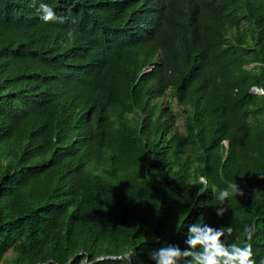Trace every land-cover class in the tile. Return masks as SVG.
Masks as SVG:
<instances>
[{
	"label": "trees",
	"instance_id": "16d2710c",
	"mask_svg": "<svg viewBox=\"0 0 264 264\" xmlns=\"http://www.w3.org/2000/svg\"><path fill=\"white\" fill-rule=\"evenodd\" d=\"M84 1L125 40L99 61L76 41L86 8L36 0L59 20L45 23L0 0V264H155L195 222L239 245L254 225L259 264L264 0ZM231 184L244 195L218 217Z\"/></svg>",
	"mask_w": 264,
	"mask_h": 264
},
{
	"label": "clouds",
	"instance_id": "9594fccd",
	"mask_svg": "<svg viewBox=\"0 0 264 264\" xmlns=\"http://www.w3.org/2000/svg\"><path fill=\"white\" fill-rule=\"evenodd\" d=\"M60 1L79 5L90 11L91 18L82 21L77 28L76 41H81V43L93 42L95 44V57L98 61L105 53L107 47L121 45L125 41L122 38L123 33H119L116 30L113 22L100 16L96 9L84 0ZM29 9H35V12L33 11L34 15L37 13L42 22L53 21L54 23H59L54 9L46 3H39L36 6V0H30ZM72 36L73 33L69 31V39ZM90 60L94 61L90 55L81 51V61L91 62ZM155 64L159 63L155 62ZM152 65L145 68L143 73L150 72ZM263 91L258 87H252L249 92L251 95L264 96ZM162 103H164L163 100ZM211 189L215 195L216 186L212 185ZM233 195H244L237 184H231L227 188L219 190V194L216 196L218 202L216 214L218 217H223L226 214L229 209L226 205L229 198ZM232 234L233 228L231 226L214 228L206 223H191L186 232V248L181 249L178 245L166 244L152 253L151 259L155 264H257V261L253 258V249L250 243L254 234V225H246L244 227L245 241L242 245L235 242H227L228 238L232 237ZM133 254H128V261L131 260ZM259 264H264V258L260 259Z\"/></svg>",
	"mask_w": 264,
	"mask_h": 264
},
{
	"label": "rangeland",
	"instance_id": "374dc122",
	"mask_svg": "<svg viewBox=\"0 0 264 264\" xmlns=\"http://www.w3.org/2000/svg\"><path fill=\"white\" fill-rule=\"evenodd\" d=\"M247 68L250 69L251 66H249V67H247ZM171 104H172V107H173V109H174L175 111H178V110H179V108H178L176 102L172 101ZM176 125L179 127L180 130H183V129H182V126H183V118H182V117H178V118H177V120H176ZM201 182H204V179H201Z\"/></svg>",
	"mask_w": 264,
	"mask_h": 264
},
{
	"label": "water",
	"instance_id": "95a60500",
	"mask_svg": "<svg viewBox=\"0 0 264 264\" xmlns=\"http://www.w3.org/2000/svg\"><path fill=\"white\" fill-rule=\"evenodd\" d=\"M127 258V257H126ZM128 259V258H127ZM130 262V261H129Z\"/></svg>",
	"mask_w": 264,
	"mask_h": 264
}]
</instances>
